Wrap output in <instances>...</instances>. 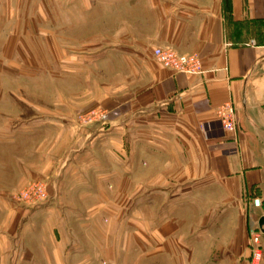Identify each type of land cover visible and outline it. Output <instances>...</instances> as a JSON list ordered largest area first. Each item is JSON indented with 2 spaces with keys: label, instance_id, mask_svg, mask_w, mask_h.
I'll return each instance as SVG.
<instances>
[{
  "label": "crops",
  "instance_id": "0c3cea01",
  "mask_svg": "<svg viewBox=\"0 0 264 264\" xmlns=\"http://www.w3.org/2000/svg\"><path fill=\"white\" fill-rule=\"evenodd\" d=\"M108 4L105 23L96 28L113 32L101 39L100 46L111 51L105 60L106 75L120 80L111 86L120 90L109 93H120L123 105L103 123L110 131L99 134L97 125L85 137L78 135V146L52 171L49 198L68 209V219L60 216L59 223L77 224L72 246L41 249L40 259L28 249L23 264H50L51 254L55 264H102L100 255L106 256L103 264H112V256L125 251L115 239L126 235L146 244L155 240L157 251L163 249L161 240L168 239L175 254L185 255L186 264H249L250 234L264 216V0ZM157 46L197 53L202 72L184 74L162 66L152 55ZM98 59L96 54L91 57ZM224 102L234 108L233 131L223 130L217 119L215 110ZM49 126L47 120L34 121L26 133L37 134L39 129L44 133ZM99 135L105 162L100 161L97 146L82 152ZM126 141L137 142L141 159L168 157L174 183L162 188L157 180L162 170L145 161L138 167V182L131 184L130 163L118 165L112 153L114 146ZM35 155L49 165L48 154L35 150ZM151 171L153 178L146 176ZM15 172L19 182L39 173L22 167ZM133 190L138 192L136 200L130 198ZM135 207L141 226L134 234L120 236L111 224L105 233L96 231L100 217L112 224L116 219L129 222ZM99 238L104 240L100 246ZM10 244L9 264H19L14 243ZM261 249L259 264H264V232Z\"/></svg>",
  "mask_w": 264,
  "mask_h": 264
},
{
  "label": "rangeland",
  "instance_id": "374dc122",
  "mask_svg": "<svg viewBox=\"0 0 264 264\" xmlns=\"http://www.w3.org/2000/svg\"><path fill=\"white\" fill-rule=\"evenodd\" d=\"M110 1L0 0V264H9L7 252L12 242L19 264H23L28 249L40 259L41 249L72 246L77 224L59 223L60 216L68 219L65 215L68 209L50 200L49 186L55 166L78 146V135L85 137L97 125L99 134L110 131V125L103 124L102 118H114L123 105L120 93H109L120 90L111 87L120 80L106 75L105 60L111 51L106 52L110 48L100 46L101 39L113 32L96 28L105 23L104 12ZM110 6L117 4L111 2ZM94 54L99 57L97 61L91 60ZM41 120L50 122L46 132L39 129L37 134L26 133L34 121ZM101 136L82 152L97 146L100 161L105 162ZM35 150L44 156L48 154L49 165L46 159L35 155ZM138 152L137 142L126 141L112 148L118 165L123 161L130 163L134 173L131 184L138 182V167L144 166L145 161L162 170V175L157 176L162 188L174 183L168 173V157L148 161L141 159ZM20 167L34 168L39 173L19 182L15 171ZM148 175L154 177L152 171ZM137 194V190L131 191L130 198L136 200ZM122 195L117 192V197ZM34 201L43 206L31 207ZM133 210L135 214L129 222L116 219L112 224L106 217H100L96 231L105 233L106 227L113 225L120 236L123 232L134 234L141 225L137 208ZM181 241L184 245V240ZM101 242L104 240L97 239L98 246ZM160 243L163 249L157 251L155 240L146 244L132 235L117 238L115 245L125 251L113 255L111 263L186 264L185 255L175 254V245L170 240L163 239ZM104 258L98 256V262L103 264ZM53 260L51 254L50 264H55Z\"/></svg>",
  "mask_w": 264,
  "mask_h": 264
},
{
  "label": "built area",
  "instance_id": "2783aa9c",
  "mask_svg": "<svg viewBox=\"0 0 264 264\" xmlns=\"http://www.w3.org/2000/svg\"><path fill=\"white\" fill-rule=\"evenodd\" d=\"M153 58L162 66L167 67L176 72L184 74H198L202 72L201 59L197 53H181L170 46H157L152 50ZM220 126L225 131H233L236 128L235 113L231 102H224L215 110ZM106 118H102V123ZM41 204L40 201H34L31 207ZM254 204H259V200L255 199ZM250 263L259 264L262 258V231L257 227L250 234Z\"/></svg>",
  "mask_w": 264,
  "mask_h": 264
},
{
  "label": "water",
  "instance_id": "95a60500",
  "mask_svg": "<svg viewBox=\"0 0 264 264\" xmlns=\"http://www.w3.org/2000/svg\"><path fill=\"white\" fill-rule=\"evenodd\" d=\"M258 225L261 228V231L264 232V216H260L258 219Z\"/></svg>",
  "mask_w": 264,
  "mask_h": 264
}]
</instances>
